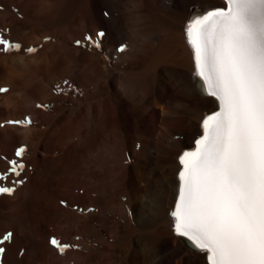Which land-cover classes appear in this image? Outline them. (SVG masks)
<instances>
[{
  "label": "bare ground",
  "instance_id": "1",
  "mask_svg": "<svg viewBox=\"0 0 264 264\" xmlns=\"http://www.w3.org/2000/svg\"><path fill=\"white\" fill-rule=\"evenodd\" d=\"M221 2L0 0V264H209L170 212L217 104L186 25Z\"/></svg>",
  "mask_w": 264,
  "mask_h": 264
},
{
  "label": "snow or ice",
  "instance_id": "2",
  "mask_svg": "<svg viewBox=\"0 0 264 264\" xmlns=\"http://www.w3.org/2000/svg\"><path fill=\"white\" fill-rule=\"evenodd\" d=\"M225 3L193 15L186 25L193 75L218 110L203 119L195 150L179 158L183 168L171 216L175 233L206 253L209 264H264V0ZM0 45L12 47L3 38ZM9 164L16 175L25 167ZM13 191L0 187V194ZM11 238L12 233L3 237ZM50 243L61 253L69 247L55 238Z\"/></svg>",
  "mask_w": 264,
  "mask_h": 264
},
{
  "label": "water",
  "instance_id": "3",
  "mask_svg": "<svg viewBox=\"0 0 264 264\" xmlns=\"http://www.w3.org/2000/svg\"><path fill=\"white\" fill-rule=\"evenodd\" d=\"M221 1H223V2L219 3V4H218L219 6L212 7V8H209V9H203V10H201V9H197V11H199V13H197V14H195V15H199V14H201V13H204V12H206V11H208V10H210V9H214V8H226L227 5H226V3H224L225 0H221ZM195 84H196V86H197L198 88H201V89H202V86H201L200 83L198 82V79L195 80ZM217 110H218V102H217L216 105H213V106L211 107V111L207 112L206 115L203 117V119H204L207 115L212 114V113H214V112L217 111ZM203 119L201 120V123H202ZM201 135H202V131H201L200 133L197 134L196 138L193 140V144L188 145L187 148L183 149L182 152L184 153L185 151H193V150H195V146H196V145H195V141H196V139H198ZM182 152H181V153H182ZM178 194H179V187H178V190H177V192H176V194H175V196H174V198H173V201H172V206H173V207H174L175 204H176V200H177ZM183 239H184L185 244H186L188 247L193 248L194 245H193V244H192L187 238L183 237ZM192 245H193V246H192Z\"/></svg>",
  "mask_w": 264,
  "mask_h": 264
},
{
  "label": "rangeland",
  "instance_id": "4",
  "mask_svg": "<svg viewBox=\"0 0 264 264\" xmlns=\"http://www.w3.org/2000/svg\"><path fill=\"white\" fill-rule=\"evenodd\" d=\"M200 5V4H199ZM193 7H198V5L196 4V5H193L191 8H190V10L193 8ZM199 8H204V6L203 5H200L199 6ZM212 106H209L208 107V109H210ZM180 155V154H179ZM178 155V156H179ZM1 174V173H0ZM3 182V183H2ZM4 183H5V185H4ZM3 185V186H2ZM0 187H8V188H12V186L11 185H9L8 183H6L5 182V180L4 179H2V180H0ZM12 194V193H11ZM11 194H7V193H4L3 195H11ZM60 202V201H59ZM61 203V202H60ZM62 204H63V202H62ZM61 205V204H60ZM61 206H63V205H61ZM64 207V206H63ZM66 208V207H65ZM66 225V224H65ZM174 225V224H173ZM173 227V226H172ZM4 239H3V237H1L0 238V243H4Z\"/></svg>",
  "mask_w": 264,
  "mask_h": 264
}]
</instances>
